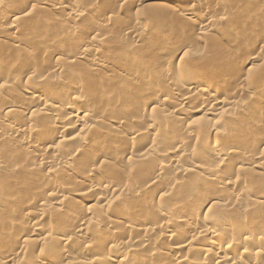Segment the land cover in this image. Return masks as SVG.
<instances>
[{"label": "rangeland", "instance_id": "374dc122", "mask_svg": "<svg viewBox=\"0 0 264 264\" xmlns=\"http://www.w3.org/2000/svg\"><path fill=\"white\" fill-rule=\"evenodd\" d=\"M3 1H6L11 7L10 9H7L8 10L6 12L7 15L11 14L14 11L22 12L25 10L24 12L27 13L28 16L26 14V17L15 21L16 22L15 24L12 23L13 20L8 19L7 17L3 18L2 16H0L1 17L0 18V27L1 26L6 27L7 25H11V23H12V25L19 26L17 33H15V35H13L14 39L12 38L13 36H9V35L7 36L6 34H4L2 32V30H0L1 31L0 32V128L3 127L1 129L4 130L6 128L5 126L7 123L10 124L11 122H13L16 124H21L20 122H22V124H26V125H29V124H31V125L33 124V126L38 125V126H36L38 130L40 128L44 129L45 124H47L46 126H47L49 131L44 136L43 135L36 136L37 138H35L34 136H31L32 138L30 136H27V137L25 136L23 138V139H25V141L21 138V141H19V142H17L18 141L17 139L14 141H3V142H1L0 143V150H1L0 156L4 157V159L8 162L6 164L10 163V165L12 164V166H13V164L15 165L17 163V165L20 166V168H19L20 172H19V170H17L19 173L18 172L11 173L14 175V176L12 175L13 179H14V181L16 180L15 182H17L18 185H19V181H20V183L25 184V183H29L31 180L32 181L35 179H42L43 180V178H46V177L49 178L50 177V179H48L46 181L51 182L52 181L51 179H53L51 184H53V182H55V183H59L62 185H66V187L69 188L68 191L67 190L65 191V193L62 195L61 198L59 197V199L62 200L63 210L58 211L57 213L54 212L56 215L59 214V216H56L54 214L55 217L52 215L51 218H47L46 221L44 220V222H41L42 226L45 227V228H43V230H45V229L48 230V228H51L52 226H56V225L58 226V224H59L58 227H56V228L54 227L55 228L54 231H56V229L60 228L61 226L63 229H66V228H64L65 226H67L68 229H70L71 227L74 228L75 225L80 223L79 220L87 218L88 216H92V214H94V216L96 217L98 209L100 210V208L102 207L101 206L102 203L105 201L103 199H106L109 201H111L113 199V201L119 200L118 202H120V206L118 203H115L116 201L115 202L111 201V202L115 203V206L118 204L116 207L120 211H118V212L114 211L117 208L115 209L112 207L111 211H109V213L107 214L109 220L110 219L113 220L116 216H118V214L120 212H121L120 215L122 214V215H125L128 217H133L134 212H135V211L133 212V210H137L139 208L146 210L145 208H147L148 211L146 210L147 211L146 216L149 215V217H147L148 218L147 221L150 219L151 220L154 219L153 221L150 220L151 222H154L155 217L151 214H148L151 211H155V212L157 211L154 209H158V210L162 211V209L164 208V210L168 211V209H170V210H171V208L174 209L179 205L184 207V209H193V208L198 207L200 210H202L201 211L202 212V218L204 219V221H207L210 218L211 220H208L207 222L212 221V223L214 222L213 224H219L220 222H222V221L226 222V220H227L228 225H230L232 223V221L233 222L240 221V223L243 222L245 224L246 227H244V228H246V229L248 228V230L250 232H251V230H252V232L254 230H257V227H260V229L258 231L261 230L262 234H261V232H259L258 234L257 233L253 234V236H255L254 242L264 243V223H263L264 221L262 222L263 224L260 223L262 221V219H263L262 217L264 215V204L249 205L250 202L254 201L256 195L258 196L259 193H261V192L263 193L264 175H262V173L264 174V172L260 171L261 175L259 174V175L254 176V173H250V174H252V175L248 174L250 176H248V175L242 176L241 174H240L241 175L240 176L238 173H236L237 171H235V169L236 168L238 169V167H240L239 169H241V168L243 169L244 166L242 164V162H243L242 158L249 157L251 154H254L256 152H258V153H260L261 151L264 152V150H263L264 144L263 143L260 144L261 142H258L259 143V144H257V145H259L258 147H256L257 146L256 145L252 149L249 148L248 150H246L247 149V148H245L246 141L247 140L249 141L251 139L250 133H248L249 134V136H248L246 133L244 134L243 131H239V132L235 131V128H241L242 126H244L245 128H249L250 126H252V123L250 122L251 120H249L250 114L246 115L248 118L246 116L237 117L238 120H240V121H238L236 116H235L234 110L233 111L231 110L232 111L231 114H233L234 116L233 115L231 116V114H230V119H233V117H235L236 120L233 122H229V120H226L222 125L220 123V125H221L220 127L223 129H225V128L232 129L233 128L234 129L233 131L236 132L237 134H234L235 135L234 137L231 136L234 139L228 137V138H223L224 139V141H223L219 135H213V134L207 133L208 129H209V124H208V121L205 122L206 119L204 118L205 119L204 120L201 114L196 113V114H192L191 116H189V118L184 117L185 119H187L186 121L184 118H182L184 121L181 118L179 120L178 116L172 117L171 115L168 114L169 112L172 111L170 107L163 106V103H161V101L164 99L170 100L172 98H175V97L177 98L179 96L178 92H175V91L172 92L171 90H169L170 87L172 86V84H174L172 82H175V84L173 86H175L176 84L179 86H184L183 83L185 82L184 78L176 79V81H172L169 79H167V80H169V82L167 80L164 81V79L168 75L167 73H169V72L172 73V70L173 69L175 70V68L177 70H180V72H182V71H184V73L186 71L188 72V70L190 69V65L187 66V63H188V61L191 60V58H195V57H199L198 59L195 58L194 60L200 61V59H201L200 64H202L201 67H195L194 68L192 66V68H194L193 71L195 73H197L199 79L203 83L207 82L206 84H209V83L212 84V83L216 82V86H215V84H214V86L219 89V90L216 89V90H218L217 93L219 92V95H220V92H222L220 96H222L223 98L235 97L234 91H236V90H233L234 86L232 87L231 84H228L229 82L226 83L227 86L226 85L224 86L223 84L217 82V81H219V79L221 80L220 76L222 78L228 77L227 73L225 74V72H223V74H221V75L218 74V72L220 71V73H221V70L223 69V67H222L223 65L220 62H222L224 60L225 61L233 60V58L235 57V54L237 52L236 51L237 48L240 47V49H241L243 47L244 43H246V47H247V42L253 38V35L251 36V32L256 33L257 30L263 31L262 33L260 31H257V32H259L258 33L259 36H257V37L261 36V38H260L261 40L257 38L258 40H260L259 46H257L258 48L257 47L249 48L248 51L245 52L246 56L244 58H246L247 56L249 57L250 55H251L250 57L252 58V57L257 56V54H262L263 55L262 58L264 59V40H263L264 39V0H260V1H257V0H200L199 3H201V4L196 3V2L194 4L193 0H180V2H178L176 5H169L171 0H64V2H66L67 4L76 6V7L80 8L81 10L85 11V14H88V15H85V17L83 16V18H81V19H75L72 23H69L67 20H65L67 22H65V21L63 23L61 22V19L63 17L62 16L63 12H61V10L54 12L51 9H49L48 5L50 4V2H49L50 0H34L36 4H35V7H33V8L30 5H28L26 3V1H24V0L23 1L25 3L21 0H3ZM37 2L39 4H37ZM40 2L42 4H40ZM95 5L98 6L97 9H95ZM192 5H194V6L192 7ZM92 7H94V8H92ZM188 9L189 10L194 9L193 11L195 12L196 16H202L205 18L210 17V19L212 21H219L220 19H222V22L224 23V25L222 24L219 27V29H217L216 33H214V35L217 37L218 40L220 39V36H225V34L221 35V34H223L224 29L226 32H228L230 30L231 31V32L229 31L230 33H234V32L236 34L238 32L240 34L242 33V36L239 35V33H238V35L241 36V38H243V39H238L241 43H239L240 45H238V43L236 45L239 47H237L236 45H230V46L227 45L226 46V44H225V46H222L220 48V46H221L219 44L220 42L218 40L216 41V39H215V41H214V39L211 40V42L213 41V43H210V41H209V43L207 42V40L210 36L207 39H205L206 42H205V40L203 42L202 41L203 39L201 41H198V40L195 41L196 38L200 39V35L198 34L199 31H197L199 29V27H197V17H195V16L192 17L194 23H186V22L180 21V14H184L186 12V10L188 11ZM113 17L116 21L113 19ZM107 19L111 20V22L109 21L110 22L108 24L109 26H107L106 28H104L103 26H101V28H99V26H96L95 23H98V21H99V25H103L104 21H106ZM247 19H248V21H250L251 25L248 26L247 29L245 28L243 31H241L239 29L240 28L239 25L241 26V24L244 21H246ZM113 20H114V22H113ZM133 21L134 22L137 21V22L134 23ZM138 22L145 23V24L142 23L143 25H145L144 28L135 29V32H138V34L144 32L145 35L147 36V38H149V40H148L149 42H147L145 44L136 43V39H134V37L128 33V31L133 29L132 24L135 25ZM223 26H225V27H223ZM102 28H103V30H102ZM73 29H75V31L72 32V35H70L71 33H69V32ZM200 29H204V28L202 27ZM67 34L69 35V37H66ZM197 34L199 36H197ZM219 34H220V36H219ZM246 34L247 35L250 34L249 35L250 37L247 36ZM260 34H262V35H260ZM60 35L62 37H64L63 38L64 41H61L62 39H59L58 40L59 43L64 42L63 45L65 46V48H68V49L64 48L65 50H63L62 44L61 45L58 44V46H62L61 47L62 49L60 47H59L60 49H56V48H58L56 46L57 44L55 46L54 45L51 46L52 42H49V40H51L52 37L60 36ZM63 35H66V36H63ZM98 35L99 36L101 35V36L99 37ZM229 35H231V34H229ZM238 35H237V37H239ZM95 36L99 37L98 39L99 40L101 39L100 41H102L103 43L101 42L99 45L98 44L92 45V43L90 41ZM8 37H9V40H8ZM66 38L67 39L69 38L68 39L69 42H68V40H66ZM15 39L17 40V42L19 39V42L16 43ZM102 39H104V40H102ZM151 39H152V41L150 42ZM247 39H248V41H247ZM13 40L15 41V43L13 42ZM195 42H196V44H195ZM134 43H136V44H134ZM90 44L93 47H91ZM88 45H89V47H91L93 49L95 46L98 49V51L100 52V54L101 53L105 54L106 55V61L108 59H110V61L108 60L107 64L103 68H101V70L98 71L96 74H91L88 71V69L90 68L89 66L91 65V61H92L91 58H88L83 63H80L81 65L80 64H76V65L74 64L75 66L73 64L71 65V63L69 64L67 61V56H66L67 52L69 54V52L71 50H72V52L74 50L77 51V49L79 50L81 47H84V46L87 47ZM119 45H120V47H119ZM134 45H135V47H134ZM179 46L180 47L183 46L182 48H185L187 59L184 58V60H186V61L176 63L173 67L170 65H166L164 63V61H162V60L163 59L165 60V58L167 60L168 57H170L171 54L174 53V51H175L174 49L179 48ZM233 46H235V47L233 48ZM70 47H72L74 49H72V48L70 49ZM28 48L30 50H28ZM131 48H132V50H131ZM69 49H70V51H69ZM56 50H61L62 54L56 55L57 54ZM66 50H68V51H66ZM65 51H66V53H65ZM259 51H260V53H259ZM40 52H42V54H43V52H46L49 54H45L43 56ZM250 53H252V54H250ZM214 57H215V59H214ZM242 61L244 63V60H242ZM259 61L250 62L248 64H242V62H241V64H239V66L236 69L240 68L239 70L242 72H240L239 70H238L239 72L237 70H236V72L242 76H240L239 74H237L236 76L239 77L238 79H242V82L244 80L245 81L247 80L246 81L247 83H244V84H246L245 89H247L251 92L254 91L255 94L257 93L256 96H258V97L261 94L262 97H259V99L257 97L254 99L250 98L251 99L250 100L249 97L246 96L247 94H242V95L238 94V96L236 95L237 96L236 105L244 103V104H248L249 106L253 105L254 108L256 107L255 108L256 110H261V109L264 110V66H263L264 60L262 61V59H261ZM23 62L24 63L28 62L31 65V68H29V69L27 68L28 70L25 68V70H23V71L21 70V72L19 73L18 72L19 69L17 70V65L21 64ZM33 64L35 65V67L33 66ZM219 64H221V65H219ZM54 66L55 67L59 66L57 69L58 71L57 70L53 71V72H55V74L52 73V71H49ZM179 66H181V67H179ZM182 66L185 68H183ZM186 66H187V68H186ZM32 68H35V69L33 70ZM202 68H204V69H202ZM113 69L116 71H114ZM121 69H123L124 71H122ZM185 69H187V70L185 71ZM214 69H218L217 70L218 72L216 71V74H215V72H213V71H215ZM119 70H121L122 73ZM132 70L134 71V74H135V71H136V74H137V72H138V74H143V73L147 72V73H145L146 77L144 78L146 80L138 82V81H134V80L131 81L132 79H130V81H129L128 73ZM117 71H119L121 73V75L124 74V76L117 74L118 73ZM113 72L114 73L117 72V73L113 74ZM125 73L127 74V76L125 75ZM164 73H166L165 76H164ZM27 74L28 75L33 74L34 76H30V75L28 76ZM18 75H21V76L23 75L22 77H24V76L25 77L24 78L21 77L22 80H20V82H16V81H14V78H16V76H18ZM216 75H218L219 77ZM231 76L232 75H230V77ZM26 77H33V78L35 77L34 79L32 78L33 81L36 78L39 79L40 77H42L40 79H43L42 81H44V88L42 90V92H44V93L47 92V89H51L54 85L62 83V81L63 82L69 81V83L72 86L74 85V88L76 89L75 91L77 93L76 95L81 98V100L84 102V104H86L85 106L86 107L88 106V108L93 109V111H95L97 114L99 113L96 116L100 115V117H101V118L98 117L97 119H95L96 116L93 117V119L90 123L93 124V122H94L92 127L95 129L97 128V130H95L97 133L100 131L99 132L100 133L99 134L100 139L98 138V140H100V141H98V147L102 148L103 152H105V153L108 151V154L107 153L105 154L108 156L103 159L105 162L96 163L95 166L93 164L89 163L91 160L90 158L92 157V155H91L92 150L94 148V145H93L94 143H93L92 149H89L90 151L85 152L83 155L80 154L74 158L75 160L72 163L71 169L74 168V169H76V171L74 170V173L72 172L73 174L71 172H69V173L68 172H65V173L60 172L59 174L53 173V174H57L54 176L53 174H50L48 172V169H46V166L44 164L46 159L47 158L49 159L48 155H50L52 153V156L50 155V157H51L50 160L52 158L54 160L61 159V157H57V155H64L63 152H65V154H66L68 152V150H71L72 148H74L75 143H72L70 140L69 141H67V140L70 137H72L74 134H76L78 131L75 128H71L70 130L68 129L69 131L66 130L62 133H59L60 127H62V125H63V121H62L63 118L60 121H56V120L52 119L51 116L44 114L43 117L39 118L38 115H36V116L34 115L33 117H36V119L33 118L34 120H32L31 117L29 119V116L26 114L27 111L24 109L25 108H28V109L35 108V110H36V109H39L41 106H39V103H36L37 101L33 100V102H32V100H31V102H29L30 100L26 99L27 93L29 91H31L32 87H33L31 81L28 82L25 80ZM90 77H92V78L90 79ZM215 77H218V79L215 80L214 79ZM1 78H2V80H1ZM107 78H109L110 80H106ZM213 80H215V81H213ZM145 81L146 82L148 81V82L146 83ZM46 83H47V85H46ZM217 84L218 85L221 84L223 87H221V86L219 87V86H217ZM108 85H110V86L108 87ZM125 85H127L128 87ZM177 85H176V87H177ZM168 86H170V87H168ZM77 87H78V89H77ZM105 87L107 89L110 88L111 90H114V91L116 90L115 92H118V93L117 94L115 92L111 93V91L108 92V90H105L106 89ZM125 87H127V89H125ZM123 89H125L126 92H123ZM153 90H155V91L153 92ZM220 90H222V91H220ZM102 91H103V93H102ZM106 91L108 94L110 93L109 96L107 95ZM161 91H163V92L161 93ZM151 92H153V93H151ZM155 92H158V93H155ZM223 94H224V96H223ZM236 94H237V91H236ZM104 95L105 96L107 95L106 96L107 98ZM232 95H234V96H232ZM4 97L5 98L9 97L10 99L11 98L15 99V102H17L21 106L23 104L22 107L17 105L21 108L15 109L16 111L13 110V112L11 113L12 116L9 115L11 117L4 115V113H3L4 108L6 107L5 103H4ZM146 97H147V99L149 98L152 101H155V106H157V111H155L156 113L150 114L151 115L150 116L149 115L150 111L148 112V115H146V113H143L141 111H137L136 109L135 110L134 109L128 110L129 108H132L131 107L132 106L131 104L133 103L132 101H135L136 99H139V98H146ZM108 98H110L111 100ZM195 98H194L193 102L197 103L196 101H198V99H195ZM104 100H106L107 102ZM108 101H109V103H108ZM23 107H24V109H22ZM96 109H97V111H96ZM100 109H103V110H100ZM125 110H126V112L130 111L129 112L130 116H128V118L124 117L125 116ZM168 110H171V111H168ZM100 111H103V112H101V113H103V115L100 113ZM229 111L227 113L228 117H229ZM130 113L131 114L133 113V114L131 115ZM260 114H259V116L257 115V117L255 116V118H256L255 122L257 121V124H259V123L263 124L264 123V111L262 112L261 115ZM24 116H26V117H24ZM13 117L14 118L16 117V118L14 119ZM228 117H226V119ZM117 118H118V120L122 119L121 121H123V122L125 120H127V121H125L127 124L124 122V124H126L125 131L124 130H115L114 128H113L114 130L111 129L112 127H111L110 122L114 119H117ZM166 118H170V123L167 121ZM128 120H130V121H128ZM146 121L149 123L153 122V124L155 125L154 131H149V130L145 129V127H147V126H145ZM3 123H5V124H3ZM250 123H251V125H250ZM241 124H243V125H241ZM49 127L51 129H49ZM127 129L128 130L129 129L130 130L131 129L132 130H139V129L142 130L143 129V130H147V134L145 133L146 136H143L144 135L143 134V135L138 136L137 138L128 139L127 133H126L128 131ZM186 129L192 132L193 138H191V141L189 139V142L187 140L185 143H183V145L179 144V141H181V139H182V133ZM61 134H62V136H61ZM101 134H103V135H101ZM104 135L106 138H102V137H104ZM41 136H43L44 138ZM57 136H61V137H57ZM28 137H29V139H31V141L28 139ZM38 137H40V138H38ZM63 137H64V140H63ZM263 137H264V135H263ZM34 138L37 140L40 139L39 144L38 143L33 144V141L34 142L37 141ZM112 139H113V141L116 139V141L112 142L111 141ZM41 140H42L43 144H42ZM87 140L93 141V139L91 137H90V139H89V137H87ZM148 140L149 141H155L156 140L160 150H164V151H171L172 152L177 147H180L182 145V148H183L182 150L180 148V151L178 149L176 152H174V155H176V160H177L176 163L177 164L175 162L172 164L171 163L172 161L169 162L168 157L167 158L166 157H163V158L159 157V158H157V160L154 157H151V158H147L145 160L142 159V161H140L141 158H139L140 157L139 155H141L142 152L144 153L147 151V149H146L147 147L145 145H147L146 142H149ZM29 141L32 142V143H30V145L33 146V148L32 147L30 148L31 151L34 152L37 150V152H35L37 154V156L35 153H30L31 155H34V156H31L30 154H25L24 152L22 154V152H20L21 151L20 147L24 146V144L29 142ZM110 141L112 142V145L114 144L113 147H111L112 149H110V147H108L110 144L109 143ZM216 141L217 142L221 141L220 144L221 143L222 144H224V143L225 144H232L234 141V144H235L234 150L236 153L234 152V150H232V152L228 155V157H229L228 160L230 162L229 165L231 167L233 165L232 168L234 169L235 173L234 174H233V172L230 173L228 178H230L231 181H234L237 179H238L237 181H239V180L241 181V179L245 181L247 178V180L245 182H248L251 184L253 182L252 185L254 186V188H252L251 184H250L249 188H247L248 186L245 187V185H242V187L245 188L246 190L250 189V190L246 191L242 187H239V184H240V181H239L238 186L236 184V187L234 189L232 188L234 191H232L231 188L229 189V187L228 188L225 187V189L221 188V191H220V189L219 188H218L219 190L216 189L215 186H213V184L211 185L212 188L208 187L210 185L206 184L207 180L203 179L202 174L192 170V167L196 164V161L203 159L204 156H205L204 157L205 161L207 158H208L207 160H209L206 162V164L208 163V164L214 165L213 162L215 161V165L219 166V167L217 166L218 169L220 168L219 170H222V171L225 170L224 166L220 164L221 161L217 156H212V158L210 159L211 156L207 155L209 148H211L215 144L214 142H216ZM107 142H108V144H107ZM21 143L23 145H20ZM57 143H58V145L60 143V146H61V144L63 146V147L61 146V150H60L61 153L60 152H58V153L53 152L56 148ZM95 143H97V141ZM99 143H100V145H99ZM95 146H97V144H95ZM110 146H111V144H110ZM114 146H116V147H114ZM115 148H117V149H115ZM12 149H13V151H12ZM19 149H20V151H19L20 154L18 153ZM125 151H126V154H124ZM39 152L42 155L46 154L48 157L45 155V157L43 156L44 158L43 157L39 158V156H38ZM127 152H128V154H127ZM203 152L204 153L207 152V153H205L206 155ZM241 153H242V155H241ZM10 155H12V156H10ZM30 156H31V158H30ZM25 157H27V158H25ZM128 157H130V158L132 157L134 159H137L136 161H138V159H139V161H140V162L138 161L140 163L139 166L138 165L137 166H131V168H130L129 164L127 163ZM41 159H43V160H41ZM12 160H13V162H12ZM40 160L42 162L44 160L45 161H44V163H42ZM14 161L15 162L17 161V162L15 163ZM211 161H212V163H211ZM31 162H33V163L35 162L36 164L38 163V166H37L38 168L36 167L37 168L36 173L34 171H32V169L28 168V165L32 164ZM114 162H116L117 164ZM216 162L219 163L221 166L219 164H217ZM25 164L27 165V167L25 166ZM41 164H44L45 167ZM106 164H107V166H106ZM161 164L163 166H165L163 171H162L163 172V180L162 181L160 180L158 183L154 184V187H152V186L149 187L148 189H150V190L146 189V191H145L144 189L146 188V184H147L145 182V178L148 177V179H150L149 177L152 176V175H148L150 170H151V172H153V170L156 167H157L156 169L160 168L159 165H161ZM175 164H176V166H174ZM10 165H7V166H10ZM21 166H24L25 168L24 167L22 168ZM109 166H110V168H109ZM114 166H115V169H114ZM111 167H112V169H111ZM116 167H117V169H116ZM174 167H179L180 169L183 168L184 170L187 168L188 171L189 170H192V171L190 172V174L187 171L186 175L181 176L180 174L175 173ZM246 168H248V167H246ZM21 169H23V171ZM28 169H29V171H27ZM141 169H143L142 171H144V172H141ZM4 170H5V168L2 170V172H0L1 173L0 174V176H1L0 181L2 180L0 182L1 187L3 184L5 186H8V185H6V183H3L4 182L3 178L6 177L5 175L9 176V171L7 169L5 171ZM24 170H26V171H24ZM87 170L88 171L90 170L89 173ZM108 171H110V174H108L109 173ZM137 171H139V172H137ZM77 172H79V173L77 174ZM83 172H85V174L93 173L96 175L97 174L104 175L105 177L107 176L108 179L109 178L111 179V180L107 179L108 181L111 182L110 184L117 185L115 187H117V189H119V192H115V191L112 192L113 190L111 188L110 189L105 188V189H102V191L101 190L97 191V190L90 189V188L88 189L87 188V187H89V186H87L88 184H82L81 185V182H80L81 179L77 178L78 176L81 177L84 174ZM4 173H5V175H4ZM6 173H8V174H6ZM142 173H144V174L146 173V174L143 175ZM150 174H152V173H150ZM3 175L5 177H3ZM52 176H53V178H52ZM201 177L203 180H205L204 181L205 183L200 181V180H202ZM18 179H19V181H18ZM25 180L27 182H25ZM43 181H45V179ZM249 181H251V182H249ZM147 182H148V180H147ZM17 183H15V184L17 185ZM93 183L94 182H92V184ZM207 183H209V182L207 181ZM254 183L257 185H254ZM43 184L45 185V183H43ZM209 184H211V183H209ZM11 185H12V183H11ZM9 186H10V184H9ZM45 186L47 187V185H45ZM144 186H145V188H144ZM240 186H241V184H240ZM119 187H121L123 189V191H120L122 189ZM22 188L23 187L21 186L20 189L22 192H19L20 191L19 190V191H16L15 193H13L12 200L16 198V201H14V200H13L14 202L10 201V203H13V204H10V207L8 204V205H5L4 207L0 208V227L4 224L2 221H4V219H6L8 217L10 212H12L13 210L15 212L20 211L19 209L21 207V204H19V203H21L20 201L25 199V198H23V196L25 197V194H27V192L23 191L25 189L24 188L22 189ZM171 188H173V189L171 190ZM209 189H211V190H209ZM215 189L218 190L217 193H216ZM240 189H242V190H240ZM41 190H40V194L38 195V197L40 196L38 201H37L38 197H35V203H36V201L39 202V201L46 200V203L49 205L48 207H50L52 209L55 202L53 201V199H49L47 197H45L43 199V197L41 196ZM129 190H131V191H129ZM142 190H144V191H142ZM167 190L171 191V192H169V194L171 193L170 195L167 193L169 196L167 194H164V193H166L165 191H167ZM244 190L246 192H249V193L245 194ZM258 190L260 191L259 193H258ZM133 191H135L134 193L136 195H138V194L140 195V196H138L139 200H138L137 196H136L137 199L131 198L130 194L133 193ZM75 192H77V193L81 192L82 193L81 197H77L76 195H74ZM124 192H126V193H124ZM212 193H213V195L215 194L218 199H223L224 201L226 200L225 203L228 200H230V201H228V204L231 202L232 205H233V203H234V205L227 208V209H224L222 206H219V207H217L218 205L215 206V203H217V202L214 203V201H210L207 205H203V201L205 200V198H208V196L213 197ZM14 194L16 195L15 197H14ZM143 194H145V195H143ZM244 199H245V201H244ZM101 200H103V201H101ZM135 200H137V201L134 202ZM24 201H26V199ZM121 202L123 204H121ZM144 203H146V204H144ZM122 205H124L123 208L125 207V209L121 208ZM118 206L121 209H119ZM36 208L39 209V206H37ZM11 209H13V210H11ZM112 211H114V212H112ZM95 212H96V215H95ZM151 213H154V212H151ZM150 215H151V217H150ZM261 215H262V217H261ZM146 216L143 217L144 220L146 219ZM256 216H258V217H256ZM259 216H260V218H259ZM59 217H61L62 219ZM51 219H52V221H51ZM143 219H141V220H143ZM99 220L102 221L103 219L100 217ZM55 221L57 224L55 223ZM58 221L62 224L60 225V223H58ZM81 221L84 222L83 220H81ZM245 222H247L249 225H247ZM87 223L85 226L89 225L88 226L89 233L86 236H80L79 237L76 234L75 230L74 231L72 230L73 233H71L72 231H69L68 235L70 236V238L72 237L71 238L72 240H70V243L67 245L68 247L66 245L63 246L64 243H62L63 240L67 237V235H66V237L64 235L68 233V229L66 231L64 230L65 233L61 232L62 236H56L55 234L50 236L51 238L48 241L49 244L48 243L43 244L41 246L42 248H40V249H42L41 252L44 251L45 256L44 255L43 256L38 255L39 257L37 256V257H35V259L32 260L33 261L32 264H49L50 263L49 260L50 261L53 260L54 256L59 257L58 258L59 260L57 259L58 260L57 262H59L60 259H62L61 261H63L62 255L65 254V252H67V253L70 252L68 254V256H70L69 257L70 259H65V257H64V260H67L65 262H69V261L73 262L74 261L76 264H80L79 260H83V258H86V255L84 253L80 252L81 250H79V249L83 248L84 245L89 243V238L91 236H93L94 232H95V230H94L95 226L93 228V225L91 226V224H87ZM116 223H115L116 228L114 231H117V233L119 231V233H118L119 238L117 237V240L119 242L125 241L124 243H127V245H124V247H122V246L110 247V245L106 244V246H105L104 244L99 245V243H98L97 244L98 246H96V249L102 245L104 246V247L102 246L103 250L101 247H100L101 249H99V248L97 249V250H99V252L102 253V251H104L103 253H105L108 250H110L111 253L115 252L118 255H120V254L127 255L128 254L129 256H128V258H126V262L128 264H129V262L132 263L133 261H136V260L139 262H142V264H144V263L145 264H170V262H168V260H169L168 257H170V258L173 257L174 259H178V258L180 259V258H182L181 256H185V257L188 256L189 259H191L193 261V263H195L199 258H202L205 261L204 252H202V250H199L200 252H198L197 250L195 251L197 246H194L192 248V250L190 249L189 253H188V250L184 251V252H178L177 253V251L175 250L174 244H176V246H177L181 242V240H183V239L181 238V236L174 237L173 239L170 238L171 240L169 238L167 239L168 233H164L162 228H160V227L158 228L159 230H157L158 231L157 237H160V235H161L160 240L158 242L159 244L157 243V241H154V239L157 238V237H154L155 235L154 236L152 235L153 239L151 238V240H149V243L154 242L151 244L152 247H154L155 242H156L157 246L155 245V247L157 249H159V250H157L158 252L157 251L156 252L158 254L160 253L159 255L158 254L156 255V253H155L154 255L150 256L149 255L150 253L147 254L149 252V251H147L148 248H146V251H144L145 249L142 251L144 254H142L141 251H138L139 253L135 252L134 254H131V251H129L131 249H130V247L128 248V245L130 246V244L132 245V243H133V245H137L140 242V239L142 240L144 236L142 233H140L138 228H136V230L134 229L135 227H137V226H135L136 223L134 224V226L131 225V226H133V228H130L129 226L127 227V225H125V224H121V223H123L121 221H119L118 224H116ZM212 223H208V225H210ZM53 224H55V225H53ZM63 224H64V226H63ZM73 225H74V227H73ZM173 226L175 227V229L182 227V225H180V223L178 221ZM31 227H32L31 224H29V223L26 224L24 227L25 232L30 231ZM90 227H92V228H90ZM46 230H45V232H46ZM93 230H94V232H93ZM111 233L112 232L109 230H107V231L102 230L99 234L100 235L102 234L103 236H108L110 238V237H112V236H110ZM162 234H163V237H164V235L166 236V237H164V239L162 237ZM28 235L30 236V234H28ZM256 235H257V237H256ZM43 237H45V235H42V238ZM7 238L9 239L8 241H7ZM52 238H54V239L52 240ZM91 238H93V237H91ZM260 238H261V240H260ZM4 239L1 240L2 244L4 245V247H2V246L0 247V249L3 248L2 251L3 250L5 251L8 247L11 248L12 245L14 246V244H13L14 242L11 241L10 237H6ZM55 239H57V240H55ZM61 239H63V240L61 241ZM129 239H131V240H129ZM134 239H135V241H134ZM137 241H139V242H137ZM149 243H148V245H150ZM2 244L0 243V245H2ZM5 244H6V246H5ZM171 245H173V246H171ZM65 246H66V249H65ZM5 247H6V249H4ZM168 248H170V249H168ZM208 250H210V249H208ZM175 251L177 254H175ZM233 251H234L233 253L235 254L234 256H236V259H239L240 257L243 256V254H242L243 250L241 248L239 249V247H238L237 249H234ZM235 251H236V253H235ZM192 252H194V253H192ZM71 253H72V255H71ZM183 253L186 255H184ZM200 254H202L201 257L199 256ZM139 255L141 256L140 259H135V258H139ZM175 255H177V256L175 257ZM194 255H196V256H194ZM254 255L256 256V254H252L249 257L244 255L247 258H245L243 256L242 257L243 259L240 258L239 260L241 261V259H242L241 262H243V264H252L251 260L255 258ZM142 256L144 257V259ZM166 256H167V258H166ZM149 258H151V259H149ZM248 258L249 259L251 258V260H249ZM186 259H188V258H185V260ZM189 259L186 260L187 263H188V261H191ZM200 260L201 259H199V261ZM81 263L83 264V262H81ZM196 263H199V262H196ZM17 264H24V263L22 262V263H17ZM106 264H113V262L110 261ZM189 264H191V263L189 262Z\"/></svg>", "mask_w": 264, "mask_h": 264}, {"label": "bare ground", "instance_id": "6f19581e", "mask_svg": "<svg viewBox=\"0 0 264 264\" xmlns=\"http://www.w3.org/2000/svg\"><path fill=\"white\" fill-rule=\"evenodd\" d=\"M21 1H23V0H21ZM24 1H26V3L28 4V5H30L32 8L33 7H35V1L34 0H24ZM23 1V2H24ZM194 1V4H195V2L196 3H199L200 2V0H193ZM257 1H260V0H257ZM50 2V4L48 5V7H49V9H51L52 11H59V10H61V12H63V17H62V19H61V22L63 23L65 20H67L69 23H72L75 19H81V18H83V16L85 17V15H88V14H85V11H83V10H81L80 8H78V7H76V6H73V5H69V4H67L66 2H64V0H50L49 1ZM178 2H180V0H171V2L169 3V5H176ZM25 3V2H24ZM23 3V4H24ZM37 4H39L38 2H37ZM40 4H42L41 2H40ZM199 4H201V3H199ZM197 5V4H196ZM194 5H192V7H193ZM15 7V6H14ZM11 7H10V5L6 2V1H3V0H0V16H2L3 18H5V17H7L8 19H11V20H13L12 21V23L13 24H15L16 22L15 21H17V20H19V19H22V18H24V17H26V14L27 13H25L24 11H22V12H16V11H14V12H12L11 14H8L7 15V9H10ZM92 8H94V7H92ZM98 8V6L97 5H95V9H97ZM194 10V9H193ZM192 9L191 10H189L188 9V11L186 10V12L184 13V14H180V21H183V22H186V23H194L193 22V19H192V17H197V27H199V29L197 30V31H199V35H200V39H198V38H196L195 39V41L196 40H198V41H201L202 39V41L204 42V40L205 39H207L209 36V38H208V40H207V42L209 43V41H210V43H213V41L211 42V40H213L214 39V41H215V39H216V41L218 40L217 39V37L214 35V33H216V31H217V29H219V27L223 24L224 25V23L222 22V19H220L219 21H212L211 19H210V17H207V18H205V17H202V16H196L195 15V12L193 11ZM62 14V13H61ZM27 16H28V14H27ZM1 18V17H0ZM60 18V17H59ZM111 19V18H110ZM113 19H114V17H113ZM115 20V19H114ZM114 20H113V22H114ZM57 21V20H56ZM67 21H65V22H67ZM108 21V22H107ZM111 22V20H109V19H107L106 21H104V23H103V25H99V21H98V23H95L96 24V26H99V28H101V26H103L104 28H106L107 26H109L108 24ZM116 21V20H115ZM60 22V21H59ZM97 22V21H96ZM101 22V21H100ZM134 22V21H133ZM132 22V23H133ZM135 22H137V21H135ZM134 22V23H135ZM12 23H11V25H7L6 27L4 26H1L0 27V30H2V32L4 33V34H6L7 36L9 35V36H13V35H15V33H17V31H18V27L19 26H16V25H12ZM143 22H138V23H136L135 25L134 24H132V27H133V29H131L130 31H128V33L131 35V36H133L134 37V39H136V43H143V44H145V43H147V42H149L148 40H149V38H147V36L145 35V33L143 32V33H139L138 34V32H135V29H137V28H144L145 27V25H143V24H145V23H143ZM67 24V23H66ZM102 24V23H101ZM61 25V24H60ZM230 25V24H229ZM228 25V26H229ZM251 24H250V21H248V19L246 20V21H244L242 24H241V26L239 25V29L241 30V31H243L245 28L247 29L248 28V26H250ZM95 26V27H96ZM77 27V26H76ZM147 27V26H146ZM204 28V29H200V28ZM223 27H225V26H223ZM236 27V26H235ZM230 28V27H229ZM238 28V27H237ZM72 29V28H71ZM76 29V28H75ZM75 29H73V30H71L69 33H71L70 35H72V32H74L75 31ZM224 29V28H223ZM235 29V28H234ZM102 30H103V28H102ZM109 30V29H108ZM129 30V29H128ZM227 30V29H226ZM232 30V29H231ZM228 31V30H227ZM230 31V30H229ZM226 32L225 31V29H224V32H223V34H221V35H224L225 34V36H220V34H219V36H220V39L218 40L220 43V48L222 47V46H225V44H226V46L228 45V46H230V45H236L237 43H238V45H240L239 43H241L238 39H243V38H241V36H242V33L240 34L239 32V35H241V36H239L238 35V33L236 34L234 31V33H230V32ZM238 31V30H237ZM240 31V32H241ZM246 31V30H245ZM254 31V30H253ZM257 31H260V30H257ZM256 31V33H253V32H251V36L253 35V38L251 39V40H249L248 41V39H247V47H246V43H244L243 44V49L241 48L240 49V47L239 46H237V47H239V48H237V52H236V54H235V57L233 58V60H231V61H229V60H227V61H222V62H220V63H222V67H223V69L221 70V73H220V71L218 72L217 70L218 69H214L215 71H213V72H215V74H216V71L218 72V74H223V72H225V74L227 73V76L228 77H224V78H222L221 76H220V78H221V80L219 79V81H217V82H219V83H221V84H223L224 86L226 85L227 86V84L226 83H228V84H231L232 85V87H233V90H236L237 91V94H236V91H234L235 92V97H226V98H223L222 96H220L221 95V93L222 92H220V95H219V92L217 93V91L219 90L218 88H216L215 86H216V82L215 83H212V84H206V83H203L200 79H199V77H198V75H197V73H195L194 71H193V69L195 68V67H201L202 66V64H200L201 63V59H200V61L199 60H194L195 58H199V57H195V58H191V60L190 61H188V63H187V66L188 65H190V69L188 70V72L186 71L187 69H185V73H184V71H182V72H180V70H177L176 68H175V70L173 69L172 70V73L171 72H169V73H167L168 75H167V77L164 79V81H166L167 79H169V80H172V81H176V79H180V78H184V86H179V85H177V87H176V85L175 86H173L174 84H175V82H172V83H174V84H172V86L170 87V86H168V87H170V89L169 90H171L172 92L173 91H175V92H178L179 93V98L177 97H175V98H172V99H170V100H168V99H164V100H162L161 101V103H163V106H168V107H170L171 108V110H168V111H171V112H169L168 114L169 115H171L172 117H177L178 116V118H179V120H180V118L182 119V118H184V117H188L189 118V116H191L192 114H196V113H198V114H201L202 115V117H203V119L205 118L206 119V121L205 122H207L208 121V124H209V129H208V132L207 133H209V134H213V135H219L221 138H222V140L224 141V139L223 138H228V137H230V138H232V137H234L235 135L234 134H237L236 132H239V131H243L244 132V134L246 133L248 136H249V134L248 133H250V140L247 142L246 141V146H245V148H247L246 150H248L249 148L250 149H252L253 147H255L257 144H259L258 142H261L260 144H264V137H263V135H264V123L262 124H257V121L255 122V120H256V118H255V116L257 117V115L259 116V114L261 113L262 114V112L264 111L263 109H261V110H256L254 107H253V105L252 106H249L248 104H237L236 105V101H237V96H238V94H247L246 96H248L249 97V99L251 98H258L259 99V97H262V95L260 94V96L258 97V96H256V94H255V92L253 91V92H251V91H249V90H247V89H245L246 87V84H244V83H247L244 79V81L242 82V79H238L239 77L238 76H236L237 74H239V73H237L236 72V70L238 71L239 69H236L238 66H239V64H241V62H242V64H248V63H250V62H254V61H259V60H261L262 59V61L264 60L263 58H262V54H257V56H255V57H246V58H244L245 56H246V53L245 52H247L248 51V49L249 48H254V47H257V46H259V41L261 40L260 38H261V36L260 37H257V36H259V32H257ZM1 32V31H0ZM101 32V31H100ZM146 32V31H145ZM261 33L263 32V31H260ZM8 33V34H7ZM68 33V34H69ZM78 33V32H77ZM127 33V34H128ZM231 34V35H229V34ZM67 34V36L66 35H63V36H66V37H69V35ZM92 34V33H91ZM197 34V36H199ZM106 35V34H105ZM149 35V34H148ZM218 35V34H217ZM237 35L239 36V37H237ZM247 35V34H246ZM250 35V34H249ZM249 35H247V36H249ZM260 35H262V34H260ZM61 36V35H60ZM60 36H55V37H52V39L51 40H49V42H52L51 43V46L52 45H56L58 48H56V49H60L62 46H58V44L59 45H63L64 44V42H62V43H59V39H62L61 41H64L63 40V38L64 37H60ZM99 36V35H98ZM101 36V35H100ZM99 36V37H100ZM104 36V35H103ZM153 36V35H152ZM99 37H97V36H95V37H93L92 38V40L90 41L91 43H92V45L93 44H100L102 41H100L98 38ZM250 37V36H249ZM256 37V38H255ZM13 39H14V36L12 37ZM152 38V37H151ZM260 39V40H258V39ZM11 39V38H10ZM69 39V38H68ZM67 38H66V40H68ZM106 39V38H105ZM250 39V38H249ZM8 40H9V37H8ZM16 40V39H15ZM74 40V39H73ZM102 40H104V39H102ZM154 40V39H153ZM264 40V39H263ZM262 40V41H263ZM21 41V40H20ZM152 41V39L150 40V42ZM239 41V42H238ZM243 41V40H242ZM261 41V42H262ZM13 42L15 43V41L13 40ZM18 42H19V39H18ZM17 42V40H16V43H18ZM22 42V41H21ZM68 42H69V40H68ZM89 42V43H90ZM205 42H206V40H205ZM67 43V42H66ZM103 43V42H102ZM136 43H134V44H136ZM50 44V43H49ZM124 44V43H123ZM195 44H196V42H195ZM204 44V43H203ZM67 45V44H66ZM71 45V44H70ZM117 45V44H116ZM200 45V44H199ZM217 45V46H218ZM242 45V44H241ZM73 46V45H72ZM90 46H91V44H90ZM60 47V48H59ZM69 47V46H68ZM91 47H93V46H91ZM91 47H89V45L86 47V46H84V47H81L79 50L77 49V51H73L72 52V50L70 51V49L72 48V47H70V49H69V54H68V52H67V54H66V56H67V61H68V63L70 64L71 63V65L73 64H80V63H83L84 61H86L88 58H91L92 59V61H91V65L89 66L90 68L88 69V71L91 73V74H96L98 71H100L101 70V68H103L106 64H107V61L109 60L110 61V59H108L107 61H106V55L105 54H100V52L98 51V49L94 46V49L93 48H91ZM119 47H120V45H119ZM130 47V46H129ZM134 47H135V45H134ZM183 47V46H182ZM182 47H180L179 46V48H177V49H174L175 51H174V53H172L171 54V56L170 57H168V59L166 60V58H165V60L163 59L162 61H164V63L166 64V65H170V66H174L176 63H180V62H182V61H186V60H184V58H186V51H185V48H182ZM235 46H233V48H234ZM65 46L63 45V50H65V49H68V48H65ZM111 48V47H110ZM128 48V47H127ZM133 48V47H132ZM132 48H131V50H132ZM219 48V47H218ZM258 48V47H257ZM49 49V48H48ZM62 49V48H61ZM72 49H74V48H72ZM28 50H30L29 48H28ZM130 50V51H131ZM134 50V49H133ZM220 50V49H219ZM43 51V50H42ZM57 51V54L56 55H59V54H62V51L61 50H56ZM66 51H68V50H66ZM66 51H65V53H66ZM171 51V50H170ZM28 52V51H27ZM123 52V51H122ZM219 52V51H218ZM41 54H42V52H40ZM55 53V52H54ZM259 53H260V51H259ZM262 53V52H261ZM45 54H49V53H46V52H43V56L45 55ZM220 54V53H219ZM233 54V53H232ZM250 54H252V53H250ZM254 54V53H253ZM213 57V56H212ZM222 57V56H221ZM163 58V57H162ZM190 58V57H189ZM187 59V58H186ZM214 59H215V57H214ZM66 60V59H65ZM123 60V59H122ZM213 60V59H212ZM217 60V59H216ZM215 60V61H216ZM242 60H244V63H243V61ZM19 61V60H18ZM28 61V60H27ZM214 61V60H213ZM261 61V62H262ZM20 62V61H19ZM118 62V61H117ZM205 62V61H204ZM203 62V63H204ZM260 62V61H259ZM110 63V62H109ZM119 63V62H118ZM184 63V62H183ZM117 64V63H116ZM115 64V65H116ZM214 64V63H213ZM74 65V66H75ZM81 65V64H80ZM118 65V64H117ZM183 65V64H182ZM212 65V64H211ZM219 65H221V64H219ZM33 66L35 67V65L33 64ZM187 66H186V68H187ZM192 66L194 67V68H192ZM243 66V65H242ZM264 66V65H263ZM59 67V66H58ZM58 67H52V69H50L49 71H52V73H54L55 74V72H53V71H56L57 69H58ZM116 67V66H115ZM177 67V66H176ZM179 67H181V66H179ZM183 67V66H182ZM241 67V66H240ZM25 68L27 69H29V68H31V65L28 63V62H26V63H21V64H18L17 65V70L19 69V73L21 72V70L23 71V70H25ZM183 68H185V67H183ZM27 69V70H28ZM33 70L35 69V68H32ZM115 69V68H114ZM113 69V70H114ZM120 69V68H119ZM171 69V68H170ZM202 69H204V68H202ZM207 69V68H206ZM122 71H124L123 69H121ZM121 70H119V71H121ZM135 70V69H134ZM183 70V69H182ZM220 70V69H219ZM224 70V71H223ZM48 71V72H49ZM58 71V70H57ZM111 71V70H110ZM114 71H116V70H114ZM119 71H117V72H115V73H117V74H120L121 75V73H122V71H121V73L119 72ZM141 71V70H140ZM147 71V70H146ZM240 71V70H239ZM238 71V72H239ZM25 72V71H24ZM132 72V73H131ZM143 72V71H142ZM212 72V71H211ZM240 72H242V71H240ZM57 73V72H56ZM114 72H113V74H115ZM145 73H147V72H145ZM145 73H143V74H138V72H137V74H136V71H135V74H134V71L132 70V71H130L129 73H128V77H129V81H130V79H132L131 81H138V82H141V81H144V80H146V79H144L145 77H146V75H145ZM90 74V75H91ZM112 74V75H113ZM116 74V75H117ZM209 74V73H208ZM28 75V74H27ZM26 75V76H27ZM30 75V74H29ZM28 75V76H29ZM100 75V74H99ZM125 75L127 76V74L125 73ZM166 75V73H164V76ZM230 75H232L231 77H230ZM240 75V74H239ZM23 76V75H22ZM21 75H18V76H16V78H14V81H16V82H20V80H22V78H24V77H22ZM30 76H34L33 74L32 75H30ZM37 76V75H36ZM41 76V75H40ZM88 76V75H87ZM103 76V75H102ZM111 76V75H110ZM121 76H124V74H122ZM150 76V75H149ZM163 76V77H164ZM216 76H218V75H216ZM240 76H242V75H240ZM251 76V75H250ZM22 77V78H21ZM94 77V76H93ZM114 77V76H113ZM148 77V76H147ZM219 77V76H218ZM218 77H215L214 79L215 80H217L218 79ZM248 77V76H247ZM263 77V76H262ZM33 77H26L25 78V80L26 81H28V82H30L31 81V83H32V85H33V87H32V90L31 91H29L28 93H27V100H30L29 102H31V100H32V102H33V100L34 101H37L36 103H39V106H41L39 109H36L35 110V108H30V109H28V108H25L24 109V107L22 108V109H24V110H26L27 111V115L29 116V119H30V117H31V119L32 120H34L33 118H35L36 119V117H33L34 115L36 116V115H38V117L40 118V117H43V115L44 114H46V115H49V116H51L52 117V119H54V120H56V121H60L62 118H63V125H62V127H60V132L59 133H62V132H64V131H66V130H70L71 128H75L78 132L76 133V134H74L72 137H70L67 141H71L72 143H75V146H74V148H72L71 150H68V152L65 154V152H63V154L64 155H57V157H61V159H58V160H54L53 158V160L51 159L50 160V155L52 156V153L50 154V155H48L49 156V159L47 160L46 159V161H45V163H44V161L42 162L41 160H43V159H41L40 161L42 162V163H44L45 164V166H46V169H48V172L50 173V174H53V173H60V172H63V173H65V172H73L74 173V170L76 171V169H74V168H72L71 169V167H72V163H73V161L75 160L74 158L76 157V156H78V155H80V154H84L85 152H87V151H90L89 149H92V144L94 145V148H93V150H92V157L90 158L91 160H90V164H93L94 166L96 165V163H103V162H105L103 159L104 158H106L108 155H105L106 153L108 154V151L105 153V152H103V150H102V148H99L98 147V141H100V140H98V138L100 137V131L97 133L95 130H97V128L95 129V128H93L92 127V125L94 124V122H93V124H91L90 122L92 121V119H93V117H95L96 115H98L95 111H93V109H90V108H88V106L86 107L85 105L86 104H84V102L81 100V98L80 97H78L76 94V89L74 88V85L72 86L70 83H69V81H65V82H63L62 81V83H59V84H57V85H54L51 89H47V92L46 93H44V92H42V90H43V88H44V81H42L43 79H40V78H42V77H40L39 79L38 78H36L34 81H33V79L35 78H33ZM92 77H90V79H91ZM149 78V77H148ZM205 78V77H204ZM203 78V79H204ZM213 78V77H212ZM241 78V77H240ZM95 79V78H94ZM1 80H2V78H1ZM24 80V79H23ZM100 80V79H99ZM106 80H110L109 78H107ZM169 80H167L168 82H169ZM182 80V79H181ZM215 80H213V81H215ZM105 81V80H104ZM103 81V82H104ZM126 81V80H125ZM178 81V80H177ZM180 81V80H179ZM22 82V81H21ZM27 82V83H28ZM47 82V81H46ZM93 82V81H92ZM146 82V81H145ZM148 82V81H147ZM146 82V83H147ZM170 82V83H171ZM99 83V82H98ZM133 83V82H132ZM218 83V84H219ZM103 84V83H102ZM108 84V83H107ZM111 84V83H110ZM116 84V83H115ZM169 84V83H168ZM214 84H215V86H214ZM217 84V86H221V87H223L221 84L220 85H218ZM46 85H47V83H46ZM45 85V86H46ZM230 85V86H231ZM249 85V84H248ZM3 86V85H2ZM77 86V85H76ZM101 86V85H100ZM106 86V85H105ZM110 85H108V87H109ZM117 86V85H116ZM125 86H127V85H125ZM119 87V86H118ZM128 87V86H127ZM127 87H125V89H127ZM101 88V87H100ZM106 88V87H105ZM231 88V87H230ZM248 88V87H247ZM77 89H78V87H77ZM99 89V88H98ZM103 89V88H102ZM125 89H123V92H126L125 91ZM149 89V88H148ZM168 89V88H167ZM216 89H218V90H216ZM9 90V89H8ZM104 90V89H103ZM105 90H108V92H110L111 91V93H114L115 91L114 90H111L110 88H106ZM228 90V89H227ZM93 91V90H92ZM101 91V90H100ZM99 91V92H100ZM113 91V92H112ZM150 91V90H149ZM155 90H153V92H154ZM158 91V90H157ZM160 91V90H159ZM170 91V92H171ZM220 91H222V90H220ZM224 91V90H223ZM105 92V91H104ZM122 92V93H123ZM153 92H151V93H153ZM163 91H161V93H162ZM44 93V94H43ZM101 93V92H100ZM102 93H103V91H102ZM106 93H107V91H106ZM116 94L118 93V92H115ZM121 93V94H122ZM149 93V92H148ZM155 93H158V92H155ZM224 93V92H223ZM110 94V93H109ZM109 94L107 93V95L109 96ZM160 94V93H159ZM96 95V94H95ZM98 95V94H97ZM106 95V96H107ZM112 95V94H111ZM114 95V94H113ZM147 95V94H146ZM163 95V94H162ZM198 95V96H197ZM226 95V94H225ZM230 95V94H229ZM234 95H232V96H234ZM237 95V96H236ZM105 96V95H104ZM105 96V97H106ZM116 96V95H115ZM223 96H224V94H223ZM94 97V96H93ZM101 97V96H100ZM125 97V96H124ZM196 97V98H195ZM102 98V97H101ZM107 98V97H106ZM114 98V97H113ZM194 98L195 99H198V101H196L197 103H194L193 102V100H194ZM97 99V98H96ZM108 99H110V98H108ZM133 99V98H132ZM250 99V100H251ZM111 100V99H110ZM154 100V99H153ZM104 101H106V100H104ZM128 101V100H127ZM86 102V101H85ZM107 102V101H106ZM124 102V101H123ZM133 102V103H132ZM131 103V107L132 108H127L128 110H137V111H141V112H143V113H146V115H148V112H149V115L150 114H153V113H156L155 111H157V106H155V101H152L151 99H147V97L146 98H139V99H136L135 101H132ZM244 102V101H243ZM250 102V101H249ZM4 103H5V108H4V115H7V116H9V115H11L12 116V112H13V110H15V109H17V108H21L22 106H23V104H22V106L21 105H19L17 102H15V99H10L9 97H7V98H5L4 97ZM108 103H109V101H108ZM21 104V103H20ZM17 105H19V106H21V107H19V106H17ZM112 105V104H111ZM248 105V106H247ZM112 108V107H111ZM169 108V109H170ZM263 108V107H262ZM260 109V108H259ZM100 110H103V109H100ZM230 110V111H229ZM234 110V112H235V116H236V118L237 117H241V116H246L247 114H250V119L249 120H251L250 122L252 123V126H250L249 128H245L244 126H242L241 128H235V131L236 132H234L233 130V128L232 129H228V128H225V129H223V128H221L220 126L226 121V120H229V122H233V121H235L236 119H235V117H233V119H230V114L232 113V111ZM16 111V110H15ZM96 111H97V109H96ZM228 111H229V117H228ZM101 112H103V111H100V113ZM129 112L130 111H127L126 112V110H125V116L124 117H126V118H128V116H130L129 115ZM133 112V111H132ZM25 114V115H26ZM102 115H103V113H101ZM131 114V113H130ZM133 114V113H132ZM131 114V115H132ZM160 114V113H159ZM260 114V115H261ZM18 115V114H17ZM26 115V116H27ZM145 115V116H146ZM233 114H231V116H232ZM11 116H9V117H11ZM26 116H24V117H26ZM138 116V115H137ZM151 116V115H150ZM234 116V115H233ZM4 117V116H3ZM6 117V116H5ZM8 117V118H9ZM17 117V116H16ZM15 117V118H16ZM37 117V118H38ZM98 117H100V115L99 116H96V118L95 119H97ZM123 117V116H122ZM123 117V118H124ZM226 117H228L227 119H226ZM247 117V116H246ZM14 118V117H13ZM14 118V119H15ZM21 118V117H20ZM101 118V117H100ZM99 118V119H100ZM125 118V119H126ZM134 118V117H133ZM191 118V117H190ZM244 118V117H243ZM248 118V117H247ZM28 119V120H29ZM94 119V120H95ZM98 119V120H99ZM124 119V120H125ZM130 119V118H129ZM167 119V121L170 123V118H166ZM185 119V118H184ZM204 119V120H205ZM21 120V119H20ZM104 120V119H103ZM108 120V119H107ZM122 119H120V120H118V118L117 119H114V120H112L111 122H110V124H111V129H115V130H124L125 131V126H126V122L125 121H127V120H125L124 122L126 123V124H124V122L123 121H121ZM134 120V119H133ZM183 120V119H182ZM187 119H185V121H186ZM200 120V119H199ZM237 120H238V118H237ZM258 120V119H257ZM25 121V120H24ZM36 121V120H35ZM96 121V120H95ZM101 121V120H100ZM128 121H130V120H128ZM184 121V120H183ZM238 121H240V120H238ZM17 122V121H16ZM20 122V121H19ZM30 122V121H29ZM138 122V121H137ZM18 123V122H17ZM21 124H16V123H13V122H11L10 124L9 123H7L6 124V128L4 129V130H2L1 128H3V127H1L0 128V143L1 142H3V141H14V140H18L17 142H19V141H21V138L23 139L25 136L27 137V136H34L35 138H37L36 136H38V135H46L47 134V132L49 131L48 130V128H47V124H45V127H44V129H37V127L36 126H38V125H34L33 126V124L31 125V124H29V125H26V124H22V122H20ZM220 123H221V125H220ZM251 123H250V125H251ZM3 124H5V123H3ZM28 124V123H27ZM49 124V123H48ZM99 124V123H98ZM219 124V125H218ZM96 125V124H95ZM241 125H243V124H241ZM246 125V124H245ZM43 126V125H42ZM49 126V125H48ZM51 126V125H50ZM129 126V125H128ZM145 126H147V127H145V129H147V130H149V131H154V127H155V125L153 124V122H151V123H149V122H147L146 121V125ZM110 127V126H109ZM240 127V126H239ZM43 128V127H42ZM128 128V127H127ZM49 129H51L50 127H49ZM113 129V130H114ZM243 129V130H242ZM68 130V131H69ZM128 130V129H127ZM147 130H141V129H139V130H128L126 133H127V137H128V139H133V138H137L138 136H140V135H143V136H146L145 135V133L147 134ZM40 131V132H39ZM120 132V131H119ZM242 132V133H243ZM118 133V132H117ZM124 133V132H123ZM68 134V133H67ZM125 134V133H124ZM152 134V133H151ZM239 134V133H238ZM101 135H103V134H101ZM126 135V134H125ZM43 136H41V137H43ZM61 136H62V134H61ZM61 136H57V137H61ZM193 136V134H192V132L191 131H189V130H185V131H183V133H182V139H181V141H179V144H182L183 145V143H185L187 140H188V142H189V139H190V141H191V138H193L192 137ZM211 136V135H210ZM232 136V137H231ZM87 137H89V139H90V137L93 139V141L91 140H87ZM113 137V136H112ZM263 137V138H262ZM32 138V137H31ZM34 138V139H35ZM38 138H40V137H38ZM44 138V137H43ZM102 138H106L105 137V135H104V137H102ZM115 138V137H114ZM215 138V137H214ZM229 138V139H230ZM237 138V137H236ZM28 139H29V137H28ZM27 139V140H28ZM62 139V138H61ZM100 139V138H99ZM232 139H234V138H232ZM24 141H25V139H23ZM26 140V141H27ZM30 141H31V139H29ZM35 140H37V139H35ZM43 140V139H42ZM42 140H41V142H42ZM63 140H64V137H63ZM103 140V139H102ZM118 140V139H117ZM226 140V139H225ZM262 140V141H261ZM27 142V143H25L24 144V146H22V147H20L21 148V151H20V149L18 150V153H19V151L20 152H22V154H23V152L25 153V154H30V153H35V152H37V150L36 151H31V147L33 148V146H31L30 145V143H32V142ZM97 141V143H95ZM112 142H115L116 141V139L113 141V139L111 140ZM109 142L110 144H111V146H110V144H109V146L108 147H110V149H112L111 147H113V145H112V142ZM135 141V140H134ZM149 141V140H148ZM214 141V140H213ZM236 141V140H235ZM23 142V141H22ZM39 142H40V139L39 140H37L36 142H34L33 141V144L34 143H38L39 144ZM63 142V141H62ZM61 142V143H62ZM221 142V141H220ZM220 142H214L215 144L211 147V148H209V150H208V153L207 152H205V153H207V155L208 156H211L210 157V159L212 158V156H217L219 159H220V161H221V165H223L224 166V168H225V170H219L218 169V167L215 165V161L213 162L214 163V165H211V164H206V162L207 161H209V160H207L206 159V161L204 160V157H203V159H200L199 161L197 160L196 161V164L192 167V170L193 171H195V172H199V173H201L202 174V177H203V179H205V180H207L209 183H211V184H209V183H207V181H206V184H208V185H210V186H208V187H211L212 188V184H213V186H215V188L216 189H220V191H221V188H224L225 189V187H229V189L231 188H235L236 187V184H237V186H238V182L240 181H237V180H234V181H231L230 180V178H228L229 177V174L230 173H232L233 172V174L235 173V171H237L236 173H238L239 175L241 174L242 176L243 175H245V176H247L248 174H250V173H254V176L255 175H261V172L260 171H263L264 172V152L263 151H261L260 153H258V152H256V153H254V154H251L249 157H245V158H242L243 159V162H242V164H243V169L241 168V169H239L240 167H238V169L236 168L235 169V171H234V169L232 168L233 167V165H232V167L229 165L230 164V162H229V160H228V155L232 152V150H234L235 149V144H234V141H233V143L232 144H220ZM69 143V142H68ZM101 143V142H100ZM100 143H99V145H100ZM106 143V142H105ZM119 143V142H118ZM147 143V145H145L147 148V151L146 152H142V154L141 155H139L140 157L139 158H141L140 159V161H142V159H147V158H151V157H154L156 160H157V158H163V157H168V159H169V162H171L172 164L175 162H177V160H176V155H174V152H176L178 149H179V151H180V148H181V150L183 149L182 148V145L180 146L179 144V146L180 147H177L175 150H173L172 152L171 151H164V150H160V148L158 147V144H157V142H156V140L155 141H149V142H146ZM42 144H43V142H42ZM63 144V143H62ZM62 144H61V146H62ZM66 144V143H65ZM95 144H97V146H95ZM107 144H108V142H107ZM120 144V143H119ZM239 144V143H238ZM3 145V144H2ZM20 145H23L22 143L20 144ZM70 145V144H69ZM74 145V144H73ZM237 145V144H236ZM4 146V145H3ZM61 146H60V143H59V145H58V143H57V145H56V148H55V150L53 151V152H60V150H61ZM68 146V145H67ZM105 146V145H104ZM117 146V145H116ZM116 146H114V147H116ZM238 146V145H237ZM236 146V147H237ZM259 145H257L256 147H258ZM35 147V146H34ZM63 147V146H62ZM101 147V146H100ZM4 148V147H3ZM12 148V147H11ZM16 148V147H15ZM260 148V147H259ZM14 149V148H13ZM13 149H12V151H13ZM63 149V148H62ZM109 149V148H108ZM115 149H117V148H115ZM128 149V148H127ZM185 149V148H184ZM17 150V149H16ZM64 150V149H63ZM102 150V151H101ZM263 150H264V148H263ZM1 151V150H0ZM129 151V150H128ZM250 151V150H249ZM253 151V150H252ZM5 152V151H4ZM16 152V151H15ZM42 152V151H41ZM234 152H235V150H234ZM3 153V152H2ZM8 153V152H7ZM61 153V152H60ZM204 153V152H203ZM204 153V154H205ZM236 153V152H235ZM14 154V153H13ZM20 154V153H19ZM36 154V153H35ZM45 154V153H44ZM124 154H126V151H125V153ZM127 154H128V152H127ZM3 155V154H2ZM9 155V154H8ZM15 155V154H14ZM31 155V154H30ZM46 155V154H45ZM45 155H42V154H40V152L38 153V156H39V158L40 157H45ZM206 155V154H205ZM240 155V154H239ZM241 155H242V153H241ZM240 155V156H241ZM10 156H12V155H10ZM31 156H34V155H31ZM31 156H30V158H31ZM36 156H37V154H36ZM47 156V155H46ZM47 156V157H48ZM207 156V157H208ZM239 156V157H240ZM247 156V155H246ZM19 157V156H18ZM43 157V158H44ZM54 157V156H53ZM82 157V156H81ZM222 159H221V158ZM233 157V156H232ZM6 158V157H5ZM21 158V157H20ZM25 158H27V157H25ZM38 158V157H37ZM132 158V157H131ZM130 157H128L127 158V160L129 161H127V163L129 164V166H130V168H131V166H139V159H138V161H136L137 159H134V158H132L131 159ZM56 159V158H55ZM80 159V158H79ZM167 159V160H168ZM23 160V159H22ZM166 160V161H167ZM204 160V161H203ZM83 161V160H82ZM87 161V160H86ZM238 161V160H237ZM242 161V160H241ZM12 162H13V160H12ZM15 162V161H14ZM17 162V161H16ZM15 162V163H16ZM6 163H8L5 159H4V157H2V156H0V172H2V170L5 168V170L7 169L8 171H9V176L8 175H5V173H4V175L6 176H4L3 175V177H5V178H3V180H4V182L3 183H6V185H8V186H5L4 184V186L2 185V187H1V185H0V208L1 207H4L5 205H8L9 204V207H10V204H13V203H10V201L11 202H14V201H16V198L15 199H13L12 200V197H13V193H15L16 191H19V192H22L21 191V189H20V187L22 186L25 190H23L24 192H27V194H25V197L23 196V198H25L26 199V201H24L25 199H23L22 201H20L21 203H19V204H21V207H20V211H18V212H15L13 209H11V210H13L12 212H10V214L8 215V217L6 218V219H4V221H2L3 223V225L0 227V243L2 244V242H1V240L2 239H4V238H6V237H10L11 238V241H13L12 243L14 244V246L12 245L11 246V248H7L6 249V247L4 248V249H6L5 251L3 250L2 251V249H0V264H17V263H24V264H32V260L33 259H35V257H37L38 255L39 256H45V254H44V251L43 252H41L42 251V249H40V248H42L41 246L43 245V244H47L48 243V241H49V239L51 238L50 236H52L53 234H55L56 236H62L61 234V232H64L65 233V231L68 229L67 228V226H65L64 228H66V229H63L62 228V226L60 227V228H57L56 229V231H54V229L56 228V227H58L59 226V224H58V226L56 225V226H52L51 228H48V230H46V232L48 233H46L45 232V230H43V228H45L44 226H42V224H41V222H44V220L46 221L47 220V218H51L52 217V215L54 216V212H58V211H61V210H63V204H62V200H60L59 199V197L61 198L62 197V195L65 193V191L67 190L68 191V187H66V185H62V184H59V183H55V182H53V184H51L52 183V181H53V179H51L52 181L51 182H49V181H46V180H48V179H50V177L48 178V177H46L45 175V177L46 178H43V180L45 179V181H43L42 179H35V180H31L29 183H20V181H19V179H18V181H19V185H18V183L17 182H15L14 181V179H13V174H11V173H14V172H18L17 170H19V168H20V166H18L17 165V163L14 165L13 164V166H12V164L10 165V163L9 164H6ZM32 164H30V165H28V168L29 169H32V171H34L35 173H36V169L38 168L37 166H38V163L36 164L35 162L33 163V162H31ZM113 163V162H112ZM114 163H116V162H114ZM142 163V162H141ZM211 163H212V161H211ZM217 163V162H216ZM223 163V164H222ZM44 164H41V165H43L44 166ZM88 164V163H87ZM110 164V163H109ZM117 164V163H116ZM144 164V163H143ZM177 164V163H176ZM176 164L174 165V166H176ZM217 164H219V163H217ZM219 164V165H220ZM241 164V163H240ZM7 165H10V166H7ZM165 165V164H164ZM220 165V166H221ZM25 166L27 167V165L25 164ZM44 166V167H45ZM92 166V165H91ZM90 166V167H91ZM101 166V165H100ZM106 166H107V164H106ZM116 166V165H115ZM115 166H114V169H115ZM160 166V168H158V169H154L153 170V172H151V170H150V172H149V174L148 175H152V176H150L149 178L150 179H148V177L147 178H145V182L147 183H145L146 184V188H145V186H144V190L146 191V189H148L149 187H154V184H156V183H158L160 180L162 181L163 180V169H164V167L165 166H163L162 164L161 165H159ZM169 166V165H168ZM171 166V165H170ZM248 167V168H246V167ZM263 166V167H262ZM7 167V168H6ZM22 168L24 167V166H21ZM37 167V168H36ZM89 167V166H88ZM127 167V166H126ZM172 167V166H171ZM25 168V167H24ZM81 168V167H80ZM84 168V167H83ZM109 168H110V166H109ZM129 168V167H128ZM246 168V169H245ZM263 168V169H262ZM29 169L27 170V171H29ZM45 169V168H44ZM95 169V168H94ZM103 169V168H102ZM111 169H112V167H111ZM116 169H117V167H116ZM174 169H175V173L176 174H180L181 176L182 175H186L187 174V168L184 170L183 168L182 169H180L179 167H174ZM233 169V170H232ZM4 170V171H5ZM22 171H23V169H21ZM79 170V169H78ZM110 170V169H109ZM143 169H141V172H144V171H142ZM192 170H189L188 172H189V174H190V172L192 171ZM3 171V172H4ZM24 171H26V170H24ZM45 171V170H44ZM88 171V170H87ZM90 171V170H89ZM89 171H88V173H89ZM19 172H20V170H19ZM18 172V173H19ZM31 172V171H30ZM86 172V171H85ZM85 172H83L84 174L81 176V177H77V178H79V179H81L80 180V182H81V185L82 184H88L87 186H89V187H87L88 189L90 188V189H94V190H101L102 191V189H112L113 191L112 192H119V189H117V187H115V186H117V185H115V184H110L111 182L110 181H108L109 179L107 178V176L105 177L104 175H100V174H93V173H91V174H85ZM102 172V171H101ZM104 172V171H103ZM109 173L108 174H110V171H108ZM125 172V171H124ZM137 172H139V171H137ZM47 173V172H46ZM72 173V174H73ZM79 172H77V174H78ZM150 173H152V174H150ZM256 173V174H255ZM258 173V174H257ZM1 174V173H0ZM3 174V173H2ZM6 174H8V173H6ZM24 174V173H23ZM30 174V173H29ZM33 174V173H32ZM48 174V173H47ZM49 174V175H50ZM67 174V173H66ZM143 175H145L144 173H142ZM175 174V175H176ZM11 175V176H10ZM13 175V176H12ZM17 175V174H16ZM15 175V176H16ZM48 175V176H49ZM54 176L55 175H57V174H53ZM63 175V174H62ZM61 175V176H62ZM147 175V176H148ZM240 175V176H241ZM250 175H252V174H250ZM250 175H248V176H250ZM262 175H264L263 173H262ZM231 176V175H230ZM234 176V175H233ZM236 176V175H235ZM1 177V176H0ZM66 177V176H65ZM68 177V176H67ZM109 177V176H108ZM111 177V176H110ZM128 177V176H127ZM172 177V176H171ZM184 177V176H183ZM202 177H201V179H202ZM15 178V177H14ZM40 178V177H39ZM52 178H53V176H52ZM130 178V177H129ZM136 178V177H135ZM143 178V177H142ZM246 178V177H245ZM251 178V177H250ZM32 179V178H31ZM108 179V180H107ZM148 180V182H147V180ZM200 180V181H202L203 183H205L204 181L205 180ZM232 179V178H231ZM240 179V178H239ZM42 180V181H41ZM111 180V179H110ZM131 180V179H130ZM246 180H247V178H246ZM245 180V181H246ZM2 181V180H1ZM0 181V182H1ZM29 181V180H28ZM244 180H242L241 179V181H240V184H241V186H240V184H239V187H242V185H245V187L246 186H248L247 188H249V186H250V184L251 183H248V182H245ZM17 183V185L15 184V183ZM25 182H27L26 180H25ZM92 182H94L93 184H92ZM164 182V181H163ZM176 182V181H175ZM245 182V183H244ZM249 182H251V181H249ZM11 183H12V185H11ZM43 183H45V185H47V187L43 184ZM96 183V184H95ZM115 183V182H114ZM1 184V183H0ZM9 184H10V186H9ZM95 184V185H94ZM125 184V183H124ZM252 184H253V182H252ZM251 184V185H252ZM120 185V184H119ZM128 185V184H127ZM144 185V184H143ZM254 185H257V184H255L254 183ZM124 186V185H123ZM126 186V185H125ZM168 187V186H167ZM22 188V189H23ZM119 188H121V187H119ZM129 188V187H128ZM226 188V189H227ZM243 188V187H242ZM252 188H254V186L252 185ZM42 189V190H41ZM122 189V188H121ZM140 189V188H139ZM173 188H171V190H172ZM215 189V191H216V193H217V191L219 190H216ZM232 189V191H234ZM239 189V188H238ZM243 189H245V188H243ZM40 190H41V196L43 197V199L45 198V197H47V198H49V199H53V201L55 202V204H54V206L52 207V209L50 208V207H48L49 205L46 203V200H43V201H39V202H37L38 200H39V198H40V196L38 197V195L40 194ZM87 190V189H86ZM144 190H142V191H144ZM148 190H150V189H148ZM192 190V189H191ZM209 190H211V189H209ZM228 190V189H227ZM237 190V189H236ZM240 190H242V189H240ZM246 190V189H245ZM244 190V191H245ZM248 190H250V189H248ZM248 190H246V191H248ZM253 190V189H252ZM263 190V189H262ZM43 191V192H42ZM91 191V190H90ZM104 191V190H103ZM120 191H123V189L122 190H120ZM129 191H131V190H129ZM244 192L245 194L246 193H249V192ZM135 191H133V193H131L130 194V196H131V198L133 199V198H135V199H137L138 198V196H140L139 194L138 195H136L135 193H134ZM141 192V191H140ZM166 193H164V194H169V192H171L170 190H167V191H165ZM175 192V191H174ZM223 192V191H222ZM243 192V191H242ZM260 191L258 190V193H259ZM122 193V192H121ZM124 193H126V192H124ZM144 193V192H143ZM147 193V192H146ZM221 193V192H220ZM257 193V194H258ZM20 194V193H19ZM119 194V193H118ZM123 194V193H122ZM129 194V193H128ZM163 194V195H164ZM167 194V195H168ZM171 194V193H170ZM169 194V195H170ZM174 194V193H173ZM235 194V193H234ZM74 195H76L77 197H81V195H82V193L81 192H79V193H77V192H75L74 193ZM124 195V194H123ZM122 195V196H123ZM143 195H145V194H143ZM168 195V196H169ZM212 195H213V193H212ZM215 195V194H214ZM213 195V197H210V196H208V198H205V200L203 201V205H207L210 201H214V203L215 202H217V203H215V206H217V207H219V206H222L224 209H227V208H229V207H231V206H233L234 205V203H233V205H232V203L230 202L229 204H228V201H230V200H228L226 203H225V201L223 200V199H218L217 197H216V195L214 196ZM16 195L14 194V197H15ZM121 196V195H120ZM136 196H137V198H136ZM147 196V195H146ZM173 196V195H172ZM221 196V195H220ZM35 197H38V199H37V201H36V203H35ZM163 197V196H162ZM210 197V198H209ZM247 197V196H246ZM169 198V197H168ZM221 198V197H220ZM248 198V197H247ZM103 199V198H102ZM115 199V198H114ZM117 199V198H116ZM121 199V198H120ZM141 199V198H140ZM103 200H105L103 203H102V207L100 208V210L98 209V211H97V215H96V212H95V215H96V217L94 216V214H92V216H88L87 218H84V219H81V220H83L84 222H82L81 220H79V222L80 223H78L77 225H75V227H74V225H73V227L74 228H72L71 226V228L70 229H68V233L67 234H65L64 236L66 237V235H67V237L63 240V239H61V241L63 240V242L62 243H64L63 244V246L64 245H68L69 243H70V240H72L71 238H70V236L68 235L69 234V231H76V234L80 237V236H86V235H88V233H89V231H88V226H85L86 225V223L87 224H91V226L93 225V228H94V226H95V228H94V230H95V232H94V230H93V232H94V235L93 236H91V237H93V238H89V243L88 244H86V245H84V247L83 248H80L79 250H81L80 252H82V253H84L85 255H86V258H83V260H79V262H80V264H82L81 262H83V264H106V263H108V262H113V264H128L127 262H126V258H128V254L127 255H124V254H120V255H118V254H116L115 252H113V253H111V251L110 250H108L107 252H105V253H103L104 251H102V253L101 252H99V250H97L98 248L99 249H101L102 248V250H103V247L102 246H100V247H98L97 249H96V246H98L97 244L99 243V245H101V244H104L105 246H106V244L107 245H110V247H114V246H117V247H120V246H122V247H124V245H127V243H124L125 241H122V242H119L118 240H117V237L119 236V231H118V233H117V231H114L115 230V228H116V226H115V223L116 224H118V222L119 221H121V222H123V223H121V224H125V225H127V227L129 226L130 228H133V226H134V224L136 223V225L135 226H137V227H135L134 229L136 230V228H138V230L140 231V233H142L143 234V239L141 240L140 239V242L139 241H137V242H139L137 245H133V243H132V245L130 244V246L128 245V248L130 247V249L131 250H129V251H131V254H134L135 252H138V251H143L144 249V251H146V248H148L147 249V251H149L147 254H149L150 256L151 255H154L155 253H156V255L158 254L157 252V250H159V249H157L156 247H155V245L157 246V244H156V242H155V245H154V247H152L151 246V244L152 243H154V242H152V243H149V240H151V238L154 236V237H157V233H158V231L157 230H159L158 228L160 227V228H162V230H163V232L164 233H168L167 235V239L169 238H171V239H173L174 237H179V236H181V238L183 239V240H181V242L176 246V244H174L175 245V250L177 251V253L178 252H184V251H187L188 250V253L190 252V249L192 250V248L194 247V246H197L196 247V249H195V251L197 250L198 252H200L199 250H202V252H204V254H205V261L202 259V258H199V259H201L200 261H199V259L196 261V262H199V263H193V261L191 260V259H189V257L187 256V257H185V256H181L182 258H178V259H174L173 257H168V262H170V264H189V262L192 264H243V262H241L242 261V257L244 256V255H246L247 257H249V256H251L252 254H256V256H255V258L254 259H252L251 260V258L249 259V260H251L252 261V264H264V243H258V242H254V240H255V236H253V234H258L259 232H261V234H262V231L260 230V231H258L259 229H260V227H257V230H254L253 232H252V230H251V232L248 230V228L246 229V228H244V227H246L245 226V224L243 223V222H241L240 223V221H235V222H233L232 221V223L230 224V225H228V223H227V220H226V222L224 221H222V222H220L219 224H213L212 223V221L211 222H207L208 220H211L210 218L207 220V221H204V219L202 218V210H200L198 207L197 208H193V209H184V207H182V206H177L176 208H171V210L170 209H168V211H166V210H164V208L162 209V211H160V210H158V209H154V210H157L156 212L155 211H151V212H154V213H151V212H149L148 214H151V215H153L154 217H155V221L154 222H151V221H153V220H148L147 221V217H149V215L148 216H146V214H147V208H145L146 210H143L142 208V210L139 208V209H137V210H133V212H134V216L133 217H128V216H125V215H120V213L118 214V216H114L115 218L113 219V220H109V218H108V216H107V214L109 213V211H111V208L113 207V208H117L116 206L119 204V206H120V202H118L117 200H115V201H113V199L111 200V201H113V202H115V203H118L116 206H115V203H113V202H111V201H109V200H106V199H103ZM103 200H101V201H103ZM138 200H139V198H138ZM144 200V199H143ZM248 200V199H247ZM19 201V200H18ZM137 200H135L134 202H136ZM202 201V200H201ZM239 201V200H238ZM244 201H245V199H244ZM252 201V200H251ZM147 202V201H146ZM219 202V203H218ZM16 203V202H15ZM236 203V202H235ZM251 203V204H250ZM249 203V205H253V204H264V190H263V193L261 192V193H259L258 194V196L256 195V197H255V199H254V201H252V202H250ZM121 204H123L122 202H121ZM139 204V203H138ZM144 204H146V203H144ZM150 205V204H149ZM37 206H39V209L38 208H36ZM115 206V207H114ZM118 206V207H119ZM123 206L124 205H122V207L121 208H123ZM138 206V205H137ZM212 206V205H211ZM150 207V206H149ZM12 208V207H11ZM37 210H36V209ZM120 207H119V209H121ZM127 208V207H126ZM154 208V207H153ZM10 209V208H9ZM123 209H125V207L123 208ZM149 209V208H148ZM161 209V208H160ZM220 209V208H219ZM10 210V211H11ZM35 210V211H34ZM114 210V209H113ZM129 210V209H128ZM131 210V209H130ZM170 210V211H169ZM223 210V209H222ZM114 211H120V210H118V208L116 209V210H114ZM114 211H112V212H114ZM122 211V210H121ZM123 212V211H122ZM128 213V212H127ZM126 214V213H125ZM133 214V213H132ZM11 215V216H10ZM56 215V214H55ZM120 215V216H119ZM151 215H150V217H151ZM56 216H59V214L58 215H56ZM130 216V215H129ZM142 216V217H141ZM146 216V219L144 220L143 219V217H145ZM152 216V217H153ZM55 217V216H54ZM102 218L103 220L102 221H100L99 220V218ZM256 217H258V216H256ZM261 217H262V215H261ZM58 218V217H57ZM59 218H61V217H59ZM111 218V217H110ZM259 218H260V216H259ZM263 218V219H262ZM261 219H262V221L260 222V223H262L263 221H264V215H263V217H262ZM54 219V218H53ZM62 219V218H61ZM117 219V220H116ZM141 219H143V220H141ZM157 219V220H156ZM203 219V220H202ZM57 220V219H56ZM60 220V219H59ZM51 221H52V219H51ZM54 221V220H53ZM179 222L180 223V225H182V227L181 228H176L175 229V227L173 226L174 224H176V222ZM242 221V220H241ZM82 222V223H81ZM31 224L32 225V227H31V230L30 231H26L25 232V229H24V227H25V225L26 224ZM55 223H56V221H55ZM58 223H60L59 221H58ZM199 223V224H198ZM208 223H212V224H210V225H208ZM227 223V224H226ZM247 225H249L247 222H245ZM264 223V222H263ZM262 223V224H263ZM57 224V223H56ZM62 223H60V225H61ZM53 225H55V224H53ZM131 225H133V226H131ZM63 226H64V224H63ZM176 226V225H175ZM55 227V228H54ZM177 227V226H176ZM248 227V226H247ZM87 228V229H86ZM90 228H92V227H90ZM263 228V227H262ZM65 230V231H64ZM102 230H109V231H111L112 233V235L110 234V236H112V237H108V236H103L102 234L100 235L99 233L102 231ZM73 231L71 232V233H73ZM46 233V234H45ZM28 234H30V236L28 235ZM75 234V233H74ZM42 235H45V237H43L42 238ZM76 235V236H77ZM153 235V236H152ZM32 236V237H31ZM63 236V237H64ZM142 236V235H141ZM259 236V235H258ZM160 237H161V235H160ZM160 237H157V238H155L154 239V241H157V243L159 242V240H160ZM162 237H163V234H162ZM164 237H166L165 235H164ZM164 237H163V239H164ZM256 237H257V235H256ZM60 238V237H59ZM119 238V237H118ZM180 238V239H181ZM263 238V237H262ZM54 238H52V240H53ZM122 239V238H121ZM136 239V238H135ZM135 239H134V241H135ZM153 239V238H152ZM157 239V240H156ZM170 239V240H171ZM179 239V240H180ZM5 240V239H4ZM9 239L7 238V241H8ZM55 240H57V239H55ZM129 240H131V239H129ZM138 240V239H137ZM169 240V241H170ZM178 240V239H177ZM260 240H261V238H260ZM5 242V241H4ZM3 242V243H4ZM10 242V241H9ZM131 242V241H130ZM52 243V242H51ZM72 243V242H71ZM135 243V242H134ZM148 243L150 244V245H148ZM176 243V242H175ZM178 243V242H177ZM49 244V243H48ZM159 244V243H158ZM172 244V243H171ZM11 245V244H10ZM162 245V244H161ZM4 247V245L2 244V245H0V247ZM5 246H6V244H5ZM66 246H65V249H66ZM171 246H173V245H171ZM68 247V246H67ZM108 247V246H107ZM161 247V246H160ZM159 247V248H160ZM239 247V249L241 248L243 251H242V254H243V256L242 257H240V258H242L241 259V261L239 260V259H236V256H234L235 254L233 253L234 251V249H237ZM64 248V247H63ZM173 248V247H172ZM171 248V249H172ZM168 249H170V248H168ZM208 249H210V250H208ZM128 250V249H127ZM164 250V249H163ZM69 251V250H68ZM101 251V250H100ZM157 251V252H156ZM176 251H175V254H177L176 253ZM160 252V251H159ZM174 252V251H173ZM201 252V253H202ZM70 253V252H69ZM69 253H67V252H65V254H63L62 255V257H63V261H61L62 259H60V261L59 262H57L59 259V257H57V256H52L53 257V260H49V264H76L74 261V263L72 262V261H69V262H65V261H67V260H64V257H65V259H70L69 257L70 256H68V254ZM139 253V252H138ZM192 253H194V252H192ZM235 253H236V251H235ZM142 254H144L143 252H142ZM160 254V253H159ZM158 254V255H159ZM167 254V253H166ZM184 254V253H183ZM33 255V256H32ZM71 255H72V253H71ZM141 255V254H140ZM139 255V258H135V259H140V256ZM184 255H186V254H184ZM241 255V254H240ZM38 256V257H39ZM177 255H175V257H176ZM180 256V255H179ZM190 256V255H189ZM194 256H196V255H194ZM200 257L202 256V254H200L199 255ZM31 257V258H30ZM67 257V258H66ZM143 257V256H142ZM148 257V256H147ZM157 257V256H156ZM188 258L189 260H191V261H188V263L186 262V260H188V259H186L185 260V258ZM191 257V256H190ZM245 257V256H244ZM247 257H245V258H247ZM253 257V256H252ZM61 258V257H60ZM166 258H167V256H166ZM50 259V258H49ZM58 259V260H57ZM143 259H144V257H143ZM149 259H151V258H149ZM146 260V259H145ZM204 262H203V261ZM54 261V262H53ZM144 261V260H143ZM244 261V260H243ZM77 262V261H76ZM129 264H142V262H139V261H133L132 263H130L129 262ZM145 264V263H144Z\"/></svg>", "mask_w": 264, "mask_h": 264}]
</instances>
